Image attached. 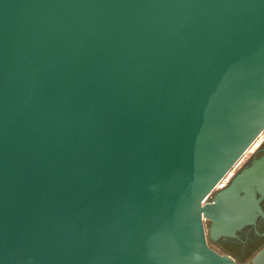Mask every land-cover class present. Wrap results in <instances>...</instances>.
Wrapping results in <instances>:
<instances>
[{"label":"water","instance_id":"water-1","mask_svg":"<svg viewBox=\"0 0 264 264\" xmlns=\"http://www.w3.org/2000/svg\"><path fill=\"white\" fill-rule=\"evenodd\" d=\"M263 129L264 0H0V264H236Z\"/></svg>","mask_w":264,"mask_h":264},{"label":"flooded vegetation","instance_id":"flooded-vegetation-1","mask_svg":"<svg viewBox=\"0 0 264 264\" xmlns=\"http://www.w3.org/2000/svg\"><path fill=\"white\" fill-rule=\"evenodd\" d=\"M238 177L242 181L237 193L238 202H259L263 216L256 212L253 224L244 225L235 235L219 237L211 236V221L204 220L206 243L216 252L232 257L236 264H252L254 255L264 247V129L204 202H215Z\"/></svg>","mask_w":264,"mask_h":264}]
</instances>
